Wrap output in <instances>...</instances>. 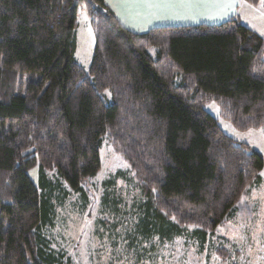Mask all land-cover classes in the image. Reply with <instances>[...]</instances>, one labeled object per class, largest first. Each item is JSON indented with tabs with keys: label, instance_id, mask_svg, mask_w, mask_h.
I'll list each match as a JSON object with an SVG mask.
<instances>
[{
	"label": "trees",
	"instance_id": "obj_1",
	"mask_svg": "<svg viewBox=\"0 0 264 264\" xmlns=\"http://www.w3.org/2000/svg\"><path fill=\"white\" fill-rule=\"evenodd\" d=\"M82 9L95 33L88 71L76 58ZM263 55L264 38L238 18L137 33L105 0H0V264H73L44 233L48 172L84 194L107 138L146 197L143 236L191 228L205 241L264 169V155L205 105L264 132Z\"/></svg>",
	"mask_w": 264,
	"mask_h": 264
},
{
	"label": "rangeland",
	"instance_id": "obj_2",
	"mask_svg": "<svg viewBox=\"0 0 264 264\" xmlns=\"http://www.w3.org/2000/svg\"><path fill=\"white\" fill-rule=\"evenodd\" d=\"M258 5L263 7L262 1ZM76 31V58L88 71L95 33L87 9L80 11ZM103 96L110 101L112 92L105 90ZM205 108L228 135L264 155L262 129H237L223 118L217 101L207 102ZM101 160L98 175L85 181L84 194L62 182L55 170L48 172L51 183L46 192L53 210L44 233L64 261L70 257L73 264H264V169L262 182L241 198L231 216L205 241L191 228L168 241L156 231L151 237L140 231L146 197L130 163L108 138ZM30 174L38 181V165Z\"/></svg>",
	"mask_w": 264,
	"mask_h": 264
},
{
	"label": "crops",
	"instance_id": "obj_3",
	"mask_svg": "<svg viewBox=\"0 0 264 264\" xmlns=\"http://www.w3.org/2000/svg\"><path fill=\"white\" fill-rule=\"evenodd\" d=\"M105 1L122 24L137 33L166 26L219 25L238 18L264 38V8L246 0H230V3L224 0Z\"/></svg>",
	"mask_w": 264,
	"mask_h": 264
},
{
	"label": "snow or ice",
	"instance_id": "obj_4",
	"mask_svg": "<svg viewBox=\"0 0 264 264\" xmlns=\"http://www.w3.org/2000/svg\"><path fill=\"white\" fill-rule=\"evenodd\" d=\"M224 2H225V3H230V0H224ZM225 14H227V13H225ZM219 18H221V19H222V18H223V16H221V17H219Z\"/></svg>",
	"mask_w": 264,
	"mask_h": 264
}]
</instances>
